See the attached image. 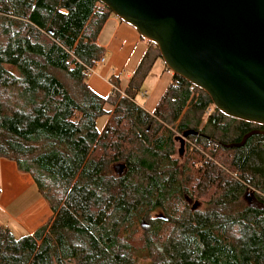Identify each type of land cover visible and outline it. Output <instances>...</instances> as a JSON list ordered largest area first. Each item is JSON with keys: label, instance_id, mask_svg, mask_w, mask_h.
Listing matches in <instances>:
<instances>
[{"label": "trees", "instance_id": "1", "mask_svg": "<svg viewBox=\"0 0 264 264\" xmlns=\"http://www.w3.org/2000/svg\"><path fill=\"white\" fill-rule=\"evenodd\" d=\"M111 16L97 0H0V158L51 212L19 239L0 227V264H264V130L226 148L257 126L207 113L173 74L145 112L146 56L124 96H95L85 68ZM175 123L196 135L172 159Z\"/></svg>", "mask_w": 264, "mask_h": 264}, {"label": "water", "instance_id": "2", "mask_svg": "<svg viewBox=\"0 0 264 264\" xmlns=\"http://www.w3.org/2000/svg\"><path fill=\"white\" fill-rule=\"evenodd\" d=\"M97 1L153 44L164 67L205 93L216 111L262 127L226 148L264 130V0ZM189 135L196 132L175 138L179 155ZM123 169L112 166L116 175Z\"/></svg>", "mask_w": 264, "mask_h": 264}, {"label": "crops", "instance_id": "3", "mask_svg": "<svg viewBox=\"0 0 264 264\" xmlns=\"http://www.w3.org/2000/svg\"><path fill=\"white\" fill-rule=\"evenodd\" d=\"M150 44L140 38L131 26L114 16L109 17L95 39V45L102 51L98 60L102 62L93 66V74L85 80L86 87L95 96L103 99L108 97L111 84L124 93L146 56L147 61L152 64L140 84L138 94L147 101L137 103V94L134 102L145 112L152 113L169 84L171 73L165 69ZM156 60L163 67L159 76H156V67L154 69ZM50 218L51 212L30 176L19 173L13 162L0 158V227L7 229L14 238L18 237L15 239H19L31 235Z\"/></svg>", "mask_w": 264, "mask_h": 264}, {"label": "rangeland", "instance_id": "4", "mask_svg": "<svg viewBox=\"0 0 264 264\" xmlns=\"http://www.w3.org/2000/svg\"><path fill=\"white\" fill-rule=\"evenodd\" d=\"M150 43V42H149ZM153 45V44H152ZM156 52V54L158 55V52H157V50L155 51ZM149 59H151V57H149ZM157 65H159V66H157ZM145 67H146V65H145ZM145 67H144V69H145ZM155 67H156V69H157V73H156V76H159V75H161V73L163 72V67L161 66V64H160V62L158 61V60H156V62H155V64H154V69H155ZM166 71V70H165ZM143 89V88H142ZM142 89L140 90V92H142ZM147 101V99L144 97V96H142V97H140V94H138V96L136 97V101H137V103H140L141 101ZM212 106H211V108L210 109H208L207 110V113H211V110H212ZM185 111L186 110H184L183 112H182V114H181V116H180V118H179V120L177 121V122H180L184 117H185V115H186V113H185ZM205 114H203L200 118H199V125H198V127H197V129L198 130H200L201 129V127L203 126V124H204V121H205ZM227 121V120H226ZM99 122H100V120L98 121V124H99ZM177 124L178 123H175L173 126H172V131H173V133L175 134V136H179V134L177 133V132H175V126H177ZM192 124L193 123H190V125L187 127V128H189V129H193V126H192ZM169 127H170V125H169ZM209 133H208V131L207 132H205V133H203V135H208ZM263 135H264V132H263ZM188 143H189V139H188V141H187ZM263 142H264V140H263ZM174 148H173V154H172V159H176L177 158V156H176V152H177V150H178V144L176 143V142H174ZM182 158V157H181ZM181 158H179V160L180 161H182V159ZM185 158V157H184ZM15 238H18V237H15ZM65 264H74L73 262H67V263H65Z\"/></svg>", "mask_w": 264, "mask_h": 264}, {"label": "built area", "instance_id": "5", "mask_svg": "<svg viewBox=\"0 0 264 264\" xmlns=\"http://www.w3.org/2000/svg\"><path fill=\"white\" fill-rule=\"evenodd\" d=\"M101 62H102V60H98V61L93 62L92 65L89 66L88 68L86 67L85 68L86 71H85L84 75L87 78L90 77L93 74V69H92L93 66H95V65H97L98 63H101ZM195 89H197V88H195L194 86L191 85L190 91L193 92ZM114 94H118L120 97L124 96V94L122 92H120L116 87L111 86L109 95H114Z\"/></svg>", "mask_w": 264, "mask_h": 264}, {"label": "flooded vegetation", "instance_id": "6", "mask_svg": "<svg viewBox=\"0 0 264 264\" xmlns=\"http://www.w3.org/2000/svg\"><path fill=\"white\" fill-rule=\"evenodd\" d=\"M255 127H256V125H255ZM257 127H259V126H257ZM257 127H256V128H257Z\"/></svg>", "mask_w": 264, "mask_h": 264}]
</instances>
